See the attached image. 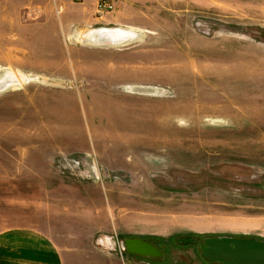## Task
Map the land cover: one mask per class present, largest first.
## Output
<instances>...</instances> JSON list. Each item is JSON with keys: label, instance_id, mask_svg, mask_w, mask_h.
<instances>
[{"label": "rangeland", "instance_id": "rangeland-1", "mask_svg": "<svg viewBox=\"0 0 264 264\" xmlns=\"http://www.w3.org/2000/svg\"><path fill=\"white\" fill-rule=\"evenodd\" d=\"M100 1L0 0V230L44 231L67 264L264 239V0Z\"/></svg>", "mask_w": 264, "mask_h": 264}, {"label": "water", "instance_id": "water-1", "mask_svg": "<svg viewBox=\"0 0 264 264\" xmlns=\"http://www.w3.org/2000/svg\"><path fill=\"white\" fill-rule=\"evenodd\" d=\"M5 89L0 87V90ZM186 243L196 240L186 236ZM121 246L131 254L142 257H160L161 251L153 244L135 237L123 238ZM199 255L206 261L218 264H264V239L249 236H205L199 243Z\"/></svg>", "mask_w": 264, "mask_h": 264}, {"label": "crops", "instance_id": "crops-1", "mask_svg": "<svg viewBox=\"0 0 264 264\" xmlns=\"http://www.w3.org/2000/svg\"><path fill=\"white\" fill-rule=\"evenodd\" d=\"M50 235L31 226L0 230V264H67Z\"/></svg>", "mask_w": 264, "mask_h": 264}, {"label": "flooded vegetation", "instance_id": "flooded-vegetation-1", "mask_svg": "<svg viewBox=\"0 0 264 264\" xmlns=\"http://www.w3.org/2000/svg\"><path fill=\"white\" fill-rule=\"evenodd\" d=\"M190 236H193V235H190ZM135 237H138V238H140V239H142L143 241H147V242H149V243H151V244H153L156 248H158L160 251L162 250V246L161 245H159L158 243H156V241H157V238H146V237H139V236H132V237H130V238H135ZM186 236H182V238H181V240H180V242H184L185 243V241H186V238H185ZM193 237H195V236H193ZM126 238V237H125ZM196 239V238H195ZM203 239V238H202ZM197 240L198 239H196V242H197ZM189 243H194L193 241H191V239L188 241ZM163 251V250H162ZM128 253V252H127ZM130 254V253H129ZM133 256H136V257H142V256H140V255H137V254H132ZM159 257V256H158ZM157 257V258H158ZM153 258V257H152ZM155 258V257H154Z\"/></svg>", "mask_w": 264, "mask_h": 264}, {"label": "built area", "instance_id": "built-area-1", "mask_svg": "<svg viewBox=\"0 0 264 264\" xmlns=\"http://www.w3.org/2000/svg\"><path fill=\"white\" fill-rule=\"evenodd\" d=\"M98 8L100 11H102V10L108 11V10H111L113 8V4L109 0H101L98 3Z\"/></svg>", "mask_w": 264, "mask_h": 264}, {"label": "bare ground", "instance_id": "bare-ground-1", "mask_svg": "<svg viewBox=\"0 0 264 264\" xmlns=\"http://www.w3.org/2000/svg\"><path fill=\"white\" fill-rule=\"evenodd\" d=\"M105 37H108V34H103V35H102V38H105ZM113 37H116V36L113 35ZM7 81H9V82H17V79L12 78V77H8ZM12 84H13V83H12ZM15 84H16V83H15ZM8 85H10V84H8ZM2 86H3V84H2ZM0 87H1V86H0Z\"/></svg>", "mask_w": 264, "mask_h": 264}]
</instances>
